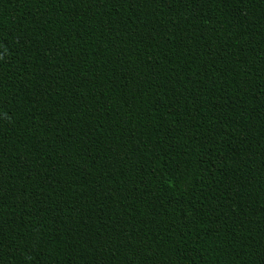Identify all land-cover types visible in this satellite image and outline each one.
<instances>
[{
	"label": "trees",
	"instance_id": "16d2710c",
	"mask_svg": "<svg viewBox=\"0 0 264 264\" xmlns=\"http://www.w3.org/2000/svg\"><path fill=\"white\" fill-rule=\"evenodd\" d=\"M0 264H264V0H0Z\"/></svg>",
	"mask_w": 264,
	"mask_h": 264
}]
</instances>
